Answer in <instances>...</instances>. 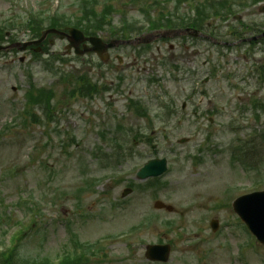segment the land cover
Here are the masks:
<instances>
[{
  "label": "rangeland",
  "instance_id": "1",
  "mask_svg": "<svg viewBox=\"0 0 264 264\" xmlns=\"http://www.w3.org/2000/svg\"><path fill=\"white\" fill-rule=\"evenodd\" d=\"M196 1L0 0V24L11 29L9 37L14 34L16 42H24L29 37L20 26L29 17L77 12L75 5L80 6L82 2L91 3L97 10L112 6L113 26H116L121 21L131 25L141 23L149 15L155 17L160 13L170 14L172 18L181 17L192 11ZM229 2L245 24L254 22L258 26L264 21V12H260L264 0L256 6L245 0L246 8L237 0ZM216 22L210 20L208 23L213 28L223 25ZM103 35L100 37L104 38ZM150 35L144 32L142 36ZM219 35L221 40H229L223 30ZM50 42V54H57L62 60L47 59L46 55L39 60L32 59L30 51H7L5 56H0V216L5 212L10 215L0 220V240L3 237L7 242L16 230L12 228L3 236L6 225L26 224V214H32L35 222L17 243L20 259L15 264L34 258L55 259L60 249L67 245L70 233L81 242L101 241L104 245L106 258L93 259L90 264H149L144 259V248L160 241L170 242L171 255L167 264H264V247L256 242H251L252 249L246 245L250 243L249 236L230 206L234 198L253 188L264 190V112L259 111V120L253 118L254 102L264 104V86L259 85L253 75L255 69L264 64V44L257 45L253 55H247L246 46L220 51L204 40L194 41L190 37L183 41H155L151 45L152 53L138 59L133 67L116 68L115 64L105 67L102 70L105 78L100 79L96 70L84 73L89 69L85 64H97L94 56L87 55L81 61L64 54V40L53 36ZM170 44L172 52H168ZM0 45L8 46L9 42L3 41ZM193 51L197 52L196 57ZM112 54H118V51ZM21 57L23 62H19ZM181 57H185L187 63ZM159 58L167 67L158 64ZM66 60L67 64H64ZM204 61L208 62L206 66L202 65ZM126 63L134 61L127 58ZM170 65L181 71L172 72ZM214 68L215 77L203 84L204 77ZM187 70L192 75L187 74ZM78 74H87L93 82L101 84L116 82L117 75H125L123 90L126 95L111 92L105 98H111L114 113L123 115L121 120L125 128L141 126L142 134L146 136L152 132L155 151L150 145L139 144L133 149L134 159L123 161L111 174H105L100 169L101 163L94 160L91 153L98 146L106 152H115L114 145L102 144L97 132L110 126L114 129L118 123L113 120L106 124L94 117L87 120L85 100L75 99L70 106V100L65 99L64 94L73 87ZM151 76L159 80V85L147 84ZM30 83L36 88H51L56 98H64L63 104L70 112L68 119L61 121V128L68 130L69 137L77 144L68 148L69 154L63 153L60 145L68 137L55 136L51 126L47 138L42 134L47 127L31 124L29 117L22 116ZM193 90L203 92L202 104L198 106L201 93L195 94L188 103L186 115L180 119V105ZM252 93L255 95L250 97ZM128 96L140 98L154 113L159 106L172 101L176 113L171 120H159L155 116L147 127L144 120L137 121L124 112ZM241 108L250 110L241 117ZM104 110L102 117L107 116ZM196 110L199 115L193 118L191 113ZM211 110L217 114L213 115V125L209 126L208 112ZM109 114L116 118L111 112ZM37 115L42 117L41 113ZM24 119L25 125L22 124ZM179 121L181 123L177 124ZM235 121L240 129L237 134L227 127ZM207 136L210 142L206 141ZM180 138H189V142L178 145ZM247 142L248 150L240 153L239 145L244 146ZM199 149L204 152L200 153ZM153 157H165L169 171L160 178L156 189L135 191L122 200L120 194L125 183L132 181L135 172ZM197 157L201 158L199 165L188 162ZM86 171L90 174H81ZM88 177L97 178L99 182L93 189L88 188L80 194L77 185L84 181L82 178ZM113 178L121 179V183L113 184ZM18 200L31 201L35 206L30 204V211L25 210L24 205L18 210L9 209ZM156 200L173 206L175 213L154 212L152 204ZM113 204H123V209L113 211L110 209ZM112 212L118 214L116 221L104 219ZM148 214H153L159 223H152L140 231L132 230ZM213 219L219 222L216 232L209 226ZM163 221L174 222L173 228L162 226ZM110 235L114 239L102 243Z\"/></svg>",
  "mask_w": 264,
  "mask_h": 264
},
{
  "label": "water",
  "instance_id": "2",
  "mask_svg": "<svg viewBox=\"0 0 264 264\" xmlns=\"http://www.w3.org/2000/svg\"><path fill=\"white\" fill-rule=\"evenodd\" d=\"M70 35L71 36L69 40L72 42L71 43L72 45L73 44L77 45L79 42H82L84 40L82 35L75 30H71ZM41 40L38 42H34L33 44L38 45L41 42ZM89 41L93 45L92 50L99 53V51H101L102 49L100 40L90 39ZM25 47L26 45L23 46L22 50ZM84 51H90V50L84 49ZM165 170H166L165 160L151 161L147 165H145V167L138 173V177L140 179H145L147 177L158 176L161 173H163ZM155 207L162 208L163 205L160 203H156ZM233 208L234 211L239 215V217L247 224L249 229L257 236L260 242L264 244V192L247 195L237 199L233 203ZM167 209L170 210V208ZM212 225L213 228L216 227V223H213ZM154 249H155L154 247L149 248L148 253H151ZM163 254H165L163 260H165L167 252Z\"/></svg>",
  "mask_w": 264,
  "mask_h": 264
},
{
  "label": "trees",
  "instance_id": "3",
  "mask_svg": "<svg viewBox=\"0 0 264 264\" xmlns=\"http://www.w3.org/2000/svg\"><path fill=\"white\" fill-rule=\"evenodd\" d=\"M102 20H103V18H102ZM157 23H158V21H156ZM157 23H153L154 24V26H153V28H159V27H161V26H157L156 24ZM159 24V23H158ZM170 24V26H171V23H169ZM156 25V26H155ZM53 27H57V25H54ZM168 27H169V25H168ZM172 27V26H171ZM100 28V24H98V25H96V26H92V25H87V26H85L82 30L85 32V34L87 35V34H92L93 33V31L94 30H97V29H99ZM31 34H32V36H34V37H38L39 35H40V31L38 30V28H37V30H32L31 31ZM12 255H13V253H12V249L11 250H9V257H4L3 258V261L2 262H0V264H13V262H11V258H12ZM42 264H45V263H42Z\"/></svg>",
  "mask_w": 264,
  "mask_h": 264
},
{
  "label": "flooded vegetation",
  "instance_id": "4",
  "mask_svg": "<svg viewBox=\"0 0 264 264\" xmlns=\"http://www.w3.org/2000/svg\"><path fill=\"white\" fill-rule=\"evenodd\" d=\"M194 114H196V113H194Z\"/></svg>",
  "mask_w": 264,
  "mask_h": 264
}]
</instances>
